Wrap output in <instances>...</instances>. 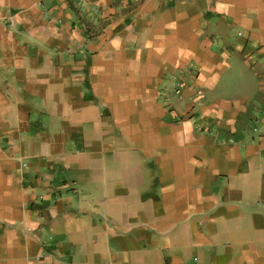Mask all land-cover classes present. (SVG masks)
Segmentation results:
<instances>
[{"label": "crops", "instance_id": "0c3cea01", "mask_svg": "<svg viewBox=\"0 0 264 264\" xmlns=\"http://www.w3.org/2000/svg\"><path fill=\"white\" fill-rule=\"evenodd\" d=\"M0 264H264V0H0Z\"/></svg>", "mask_w": 264, "mask_h": 264}, {"label": "built area", "instance_id": "2783aa9c", "mask_svg": "<svg viewBox=\"0 0 264 264\" xmlns=\"http://www.w3.org/2000/svg\"><path fill=\"white\" fill-rule=\"evenodd\" d=\"M194 77L193 71L180 72L170 78V87H183L188 81H191Z\"/></svg>", "mask_w": 264, "mask_h": 264}]
</instances>
